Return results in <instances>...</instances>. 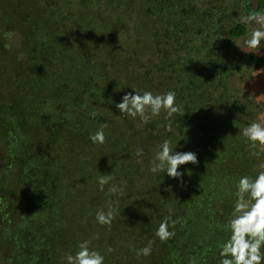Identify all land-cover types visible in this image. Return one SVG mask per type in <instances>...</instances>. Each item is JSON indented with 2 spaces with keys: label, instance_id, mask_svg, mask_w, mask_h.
Masks as SVG:
<instances>
[{
  "label": "trees",
  "instance_id": "16d2710c",
  "mask_svg": "<svg viewBox=\"0 0 264 264\" xmlns=\"http://www.w3.org/2000/svg\"><path fill=\"white\" fill-rule=\"evenodd\" d=\"M251 9L264 0H0V264H67L85 240L104 264H219L238 180L264 163L240 132L264 114V55L235 43ZM133 87L174 91L179 112L121 115ZM164 139L198 156L182 182L150 171ZM165 216L181 223L162 242Z\"/></svg>",
  "mask_w": 264,
  "mask_h": 264
},
{
  "label": "clouds",
  "instance_id": "9594fccd",
  "mask_svg": "<svg viewBox=\"0 0 264 264\" xmlns=\"http://www.w3.org/2000/svg\"><path fill=\"white\" fill-rule=\"evenodd\" d=\"M238 23L245 25H255L251 27L250 32L244 38V47L235 41L236 45L245 52L259 53L262 42H264V13L251 9L247 14H240L236 18ZM135 92H128L122 97V101L115 104L121 115L139 119L147 124L153 117L160 116L163 111L166 113L165 119L179 112L176 105V93L167 91L162 94H153L148 90H138L132 88ZM262 96V95H261ZM258 96V102L259 98ZM93 117L97 113L91 114ZM108 125L102 124L94 133H90L89 139L93 144H104L106 136L104 129ZM170 128L171 125L169 124ZM240 132L253 147L257 144L264 149V114L257 120L250 122L247 126L240 129ZM137 157L144 155V150H136ZM259 155V153H258ZM111 163V162H110ZM198 165L199 160L195 152L192 151H174L171 147V141L164 139L157 146L155 157L152 160L150 171L152 173L163 172L173 179L182 178L184 173L179 171L180 166L186 164ZM260 171L252 176H241L236 185L235 202L231 215L224 225L229 232L226 240L218 243L221 257L219 264H264V163L259 165ZM113 179L110 175H102L97 178V183L101 191L104 186ZM112 194H123V188L112 185L109 188ZM115 218L113 202L109 201L107 210L100 208L96 211L95 219L100 225L111 224ZM170 216H165L155 230V237L164 242L173 238L176 233L170 228ZM177 223H181V218L171 220L172 229ZM186 223V221H185ZM91 241L85 240L78 244V251L75 254L67 253L65 256L67 264H104L105 257L99 251L90 247ZM111 247L108 252H112ZM152 253V241L136 250L137 257L149 256ZM189 264H197L195 257L190 258Z\"/></svg>",
  "mask_w": 264,
  "mask_h": 264
},
{
  "label": "rangeland",
  "instance_id": "374dc122",
  "mask_svg": "<svg viewBox=\"0 0 264 264\" xmlns=\"http://www.w3.org/2000/svg\"><path fill=\"white\" fill-rule=\"evenodd\" d=\"M254 26H255V25H254ZM238 42H239V45H240L241 47H244V39H241V40H239ZM262 45H263V47L261 48V53L264 55V42H262ZM236 47H237L238 49H240V47H238L237 45H236ZM263 80H264V74H263ZM0 251H2L1 242H0ZM0 262H1V259H0Z\"/></svg>",
  "mask_w": 264,
  "mask_h": 264
}]
</instances>
